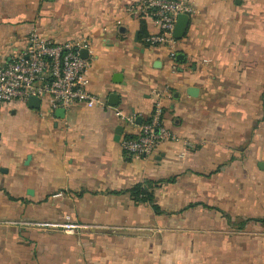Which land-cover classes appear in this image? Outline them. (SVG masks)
Returning <instances> with one entry per match:
<instances>
[{"label": "crops", "instance_id": "crops-1", "mask_svg": "<svg viewBox=\"0 0 264 264\" xmlns=\"http://www.w3.org/2000/svg\"><path fill=\"white\" fill-rule=\"evenodd\" d=\"M144 1L0 0V66L32 31L83 39L87 91L106 105L1 108L0 264H264V0H189L174 62L143 43L159 33L131 15ZM157 101L168 138L126 155L116 128L136 138ZM143 181L162 182V214L123 194Z\"/></svg>", "mask_w": 264, "mask_h": 264}, {"label": "built area", "instance_id": "built-area-1", "mask_svg": "<svg viewBox=\"0 0 264 264\" xmlns=\"http://www.w3.org/2000/svg\"><path fill=\"white\" fill-rule=\"evenodd\" d=\"M131 15L137 18L152 19L157 23L159 33L147 35L143 43L152 48L164 47L168 57L176 60L177 40L173 36L180 15L195 14L189 0H146L130 8ZM88 50L83 39L63 43H53L42 39L35 31L28 38L24 51L5 66H0V110L11 102L26 103L28 98L49 97L53 108L68 109L83 105L88 109L104 108L105 102L87 91V63L80 57V51ZM163 110L159 101L153 104L149 121L140 127L136 138H123L119 146L130 156H149L159 141L168 135L161 125ZM115 115L128 124L131 118L120 111ZM23 226L44 227L49 225L20 224ZM50 227L53 228L52 225ZM64 232H73L75 227L63 225Z\"/></svg>", "mask_w": 264, "mask_h": 264}, {"label": "water", "instance_id": "water-1", "mask_svg": "<svg viewBox=\"0 0 264 264\" xmlns=\"http://www.w3.org/2000/svg\"><path fill=\"white\" fill-rule=\"evenodd\" d=\"M187 23H188V16L186 15H180L177 19V22H176V25H175V29H174V32H173V36L176 40H179L183 37L184 35V32L186 30V27H187ZM137 36L138 34L135 35V40H137ZM80 57L83 59V60H87L88 59V50H82L80 51ZM182 58V56H176V59L177 60H180ZM115 79H120V75H116L115 76ZM121 83V82H120ZM197 89L195 88H190L188 89V96H190L191 98H195L197 96ZM117 96L116 95H111L109 96V105L110 106H116L117 105ZM27 106L31 109H38L39 108V105H40V99L39 98H33V97H30L28 98L27 100ZM122 128L121 127H118L116 128L114 134H115V137H114V141L115 142H119L120 140V137H121V134H122ZM30 160V158L28 157L27 158V162ZM263 165H259V167L261 168Z\"/></svg>", "mask_w": 264, "mask_h": 264}, {"label": "trees", "instance_id": "trees-1", "mask_svg": "<svg viewBox=\"0 0 264 264\" xmlns=\"http://www.w3.org/2000/svg\"><path fill=\"white\" fill-rule=\"evenodd\" d=\"M140 37L143 39L145 37V25L140 23ZM149 121V120H148ZM162 182L154 183L150 181H143L142 183L136 185L132 189L125 191L123 194L128 195L133 201L141 202L149 205L155 214H162L160 209L156 206L154 200V191L161 185Z\"/></svg>", "mask_w": 264, "mask_h": 264}]
</instances>
